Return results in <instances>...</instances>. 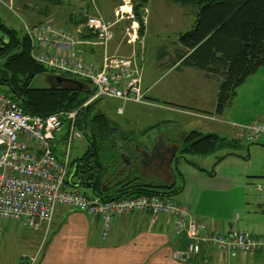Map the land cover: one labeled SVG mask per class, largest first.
Instances as JSON below:
<instances>
[{
    "label": "rangeland",
    "instance_id": "rangeland-1",
    "mask_svg": "<svg viewBox=\"0 0 264 264\" xmlns=\"http://www.w3.org/2000/svg\"><path fill=\"white\" fill-rule=\"evenodd\" d=\"M37 1L0 0V23L6 28L13 30L17 37L22 38L25 35V25H32L36 21L49 20L72 33L76 32L77 28H79L78 30L82 28L81 32L93 41V36L90 33L87 34L84 22L86 15L93 13L95 7L105 20L114 22V37L108 45V53L116 56H134V58L138 57L139 60L144 57L142 64L143 87H146L153 78L163 75L158 80L156 88L164 92L166 88H168V91H172L173 94H170L171 96L169 97L177 103L176 106L185 105L184 107H188L187 109H200V112L207 115L210 113L208 111H211L213 103H215L219 88L215 82L216 80L209 83H207L206 79L202 81L203 70L199 69H191L193 73L185 75L177 74L176 70L175 72L164 74V65L169 62V56H172L174 51L178 49L179 34L193 27L196 17L193 15L191 6L182 5L174 0H148L147 4L141 9L140 20L142 21V26L140 29V25L135 20L132 11V0H128L126 4L123 0H63L60 6H46L50 16L46 15L43 19H41L40 14H36V11L41 10L43 5L40 6L41 9L33 7L38 6L36 5ZM33 12L35 14H32ZM115 12H118V16L123 13L119 20L120 22L116 24ZM127 13L131 14L132 17H127ZM77 17L85 18L84 22L75 24L76 28H71L72 21L75 22L78 19ZM133 22L138 24L137 36L139 38L134 42L128 43L129 36H127L125 30ZM2 63L3 58H0V66ZM175 77L186 85V91H182L181 87L177 85L179 81ZM186 80L189 87L186 84ZM51 81L47 77L38 75L31 79L30 85L43 87L51 83ZM243 82L246 83L240 88L239 95L232 97L224 109L223 115L215 114L214 118L224 122L232 120L242 121V123L246 124L255 121L264 122V120H259L260 114H256L260 106L256 102L264 106V65L259 67L256 72L248 75ZM201 87L205 89H201ZM152 97L150 94H146V103L158 105L159 102L153 100ZM160 104L163 105V102L161 101ZM93 107L101 109L123 131L134 133L137 142H141L139 143L140 146L151 145L150 149L159 142L164 144L163 137H167L168 134L181 135L182 132L190 127L186 123L190 120H195L185 114L165 113L164 111L161 113L162 119H167L170 122H158V125L151 128L146 134L140 135L139 133L142 130L154 122L153 119L155 117H150L148 113L153 111V108L148 106V104L143 105L130 101L124 102L116 98L101 97L95 102ZM117 107H121L122 110L119 114L116 113ZM219 122L216 121L215 124H219ZM223 128L225 129V127ZM67 129V124L64 123L60 131L56 133L55 143L57 146L54 151L57 155H63ZM218 134L223 137L224 142L227 144L218 147L213 153L205 157L188 154L184 158L204 167L206 174L216 173V179L212 181L213 184L218 189L219 187L226 188L225 191L216 192L211 201L214 202L212 204L214 205V211L211 212L214 218L224 221L225 224L238 219L239 224L241 221L253 222V219L249 218V215L252 214L248 215L247 211L254 210L258 204L264 207V190H257L258 186H264V135L256 141H246L243 137L233 139L231 133ZM176 139H178V136H176ZM88 148L89 144L83 134L81 138L73 139L68 151L69 160L72 161L82 157ZM178 156H180L179 151L177 152ZM184 158L180 159L183 161L179 162V164L177 163L176 168L173 169L177 181L176 187H183L185 180L188 182L192 180L193 184L197 183L196 179H191L192 173H190L197 170L196 166L187 163ZM68 169L70 171V165ZM161 175H158L156 180L153 178L156 183L163 178ZM144 180L150 181V178L146 177ZM67 181L69 190H77L72 185L76 181V176L72 174V170L71 173H67ZM112 181L110 180L109 182L113 184ZM79 191L84 192L87 196L91 194L90 190L86 188L79 189ZM171 197L175 200L179 199L177 194L171 195ZM200 202L208 201H203V197H201ZM52 221L54 220L52 219ZM262 221H264V216ZM237 222L234 223L232 228H240L242 230L241 227H238L239 224L236 226ZM6 223L8 224L4 230L0 245V264H21L24 255L33 254L39 247L42 250L48 244L53 232L52 223L47 230L42 229L38 232L26 227H20L17 222L9 221Z\"/></svg>",
    "mask_w": 264,
    "mask_h": 264
},
{
    "label": "built area",
    "instance_id": "built-area-1",
    "mask_svg": "<svg viewBox=\"0 0 264 264\" xmlns=\"http://www.w3.org/2000/svg\"><path fill=\"white\" fill-rule=\"evenodd\" d=\"M123 1L125 4L128 2ZM93 10V13L86 15L84 27L94 40L83 41L101 46L103 57L100 64L86 62L75 47L79 41L74 33L49 20L24 26L30 44V57L55 76L75 78L91 85L94 93L84 105L101 97L145 103L136 59L134 56L108 53V45L114 37V22L105 20L95 7ZM122 14L118 16V12H115L116 22ZM127 14V17H132ZM137 29V22H133L125 30L129 36L128 43L139 38ZM76 114L77 109L48 115L26 113L0 89V245L5 222H17L20 227L36 232L47 230L56 207L61 205L98 219L99 238L102 241L108 237L117 217L135 213L171 217V237L184 234L186 238L184 248L173 252V257L181 262L196 256L201 243L232 258L238 254L256 252L264 255V234L236 228L203 234L206 225L192 218L187 204L172 197L141 194L104 200L89 197L78 190H69L65 184L70 161L68 151L72 140L82 137V132L76 126ZM64 123L68 129L64 152L59 158L54 151L55 139ZM242 128L246 141H256L264 135L262 121L245 124ZM257 190L263 191L264 186H258ZM40 251L41 247L27 259L26 264H35Z\"/></svg>",
    "mask_w": 264,
    "mask_h": 264
},
{
    "label": "trees",
    "instance_id": "trees-1",
    "mask_svg": "<svg viewBox=\"0 0 264 264\" xmlns=\"http://www.w3.org/2000/svg\"><path fill=\"white\" fill-rule=\"evenodd\" d=\"M174 1L191 6L196 19L190 30L179 34L178 49L169 56V62L179 60L181 65L203 70L218 80L215 111L221 114L235 95L236 88L264 65V0ZM147 2L132 0V11L140 29L141 9ZM62 3L63 0H38L36 5L38 9L43 5L39 11L48 15L46 6L56 7ZM84 19L78 18L73 23L80 24ZM29 51L30 44L25 35L19 38L0 23V58H3L0 89L26 113L48 115L77 109L76 126L89 144L82 157L69 161L71 169L68 172L72 170L76 176L72 185L78 191L89 189V197L104 200L141 194L171 197L180 192L179 187L146 182L136 174L122 177L120 153L137 145L134 133L123 131L101 109L93 107L99 98L84 105L94 93L91 85L70 77L56 80L57 76L36 63ZM38 75L52 80L51 83L43 87L31 86V79ZM148 130L139 134H146ZM225 144L223 137L215 133L202 134L192 130L180 141L179 154L207 155ZM186 161L194 165L190 160Z\"/></svg>",
    "mask_w": 264,
    "mask_h": 264
},
{
    "label": "crops",
    "instance_id": "crops-1",
    "mask_svg": "<svg viewBox=\"0 0 264 264\" xmlns=\"http://www.w3.org/2000/svg\"><path fill=\"white\" fill-rule=\"evenodd\" d=\"M33 7L38 9V6ZM32 14L35 13L33 12ZM36 14H40L41 19L46 16L39 10L36 11ZM38 22L39 21H36V23H33L32 25H35ZM118 22L120 21L117 20L115 24ZM71 28H76L73 21ZM78 29L79 28L76 29L77 33L74 32V35L75 39L79 41L75 45L79 54L88 63L94 65L100 64L103 57V50L101 46L84 42L83 40H88L90 37H87L86 34L81 32L82 28L80 30ZM135 59L136 65L141 73V89L144 92V95L146 96V94H150L153 96V100L159 102L158 105H151L148 102L146 103V101L145 103H139L143 105L148 104V106L152 107L153 111L148 113L150 117H155L153 119L154 122L144 130H150L158 125V122H170L167 119H162L161 113L164 111L165 113L174 112L185 114L195 119L186 123L190 127L186 131L182 132L181 135L168 134L167 137H163L164 146L177 147L178 152L180 148V141H182L186 133L192 130L198 131L202 134L215 133L218 136H220L218 133H231L233 139L243 137V129L241 127L246 123L236 120L224 122L214 118V115L217 114L215 111V103H213L211 111H208L210 112L208 115L200 112V109H187L188 107L185 108V105L176 106L177 103L169 97L171 96L170 94H173L172 91H168V88H166L164 92L156 88L158 80L163 75L153 78L146 87H143L142 64L144 57L140 58V60L138 57ZM164 67V74L172 73L176 70V73L180 75L193 73V70L191 69H197L190 66H183L180 64L179 60H171V62L166 63ZM202 72V81H204V79L207 80V83L215 81V79H213V77L211 78L209 74H205V71ZM175 79L178 80L177 77H175ZM215 82L217 83V86H219V81L216 80ZM244 83L246 82H243V84L241 83L242 85L240 84L236 88L235 97L239 95V90L243 87ZM186 84L189 87L187 80ZM177 85L181 87L182 91L187 90V87L183 84V82L179 81ZM201 89L205 88L201 87ZM161 101L163 102V105L160 104ZM256 103L257 105H260L256 114H260L259 120H264V106L258 102ZM118 109H120V111H118ZM121 112V107H117L116 113L119 114ZM223 113L224 112L218 115H223ZM216 121H220L219 124H215ZM223 127H225V129ZM176 136H178V139H176ZM139 143L137 142V145H135L134 148L130 147L129 151L120 153V157L123 160L122 168H120V170L123 171L122 177L136 174V176L142 177L143 180L144 178L146 179V177L150 178V181L146 182L154 184L164 183L170 186L174 185V187H176L177 181L174 170L172 171V175H169L166 172V169L164 172H157V168L154 166V160L156 157L153 158L149 164L146 165V167H140L138 157L141 156V152L146 150L148 155L151 156L154 155L155 151L150 149L151 145L143 144L145 146L143 147L142 145L140 146ZM56 146L57 144L55 143V149ZM56 156L61 158L62 154H56ZM201 156L205 157L206 155ZM174 157L176 158L177 155ZM178 157L177 163L179 164V162H182L183 160H180L182 159L180 156ZM186 160L187 159L184 158V161ZM193 164L196 165L197 170H195L196 172H190L192 173L191 179H196L197 183L193 184L192 180L190 182L185 180L183 187L177 186L180 188V192L177 193L179 198L177 201L187 204L192 218L196 221H201L206 225V229L203 231V234H206L209 231L225 232L234 227V223L238 221L236 224L237 226L239 224V219L225 224L224 221H220L211 215V212L214 211V205H212L214 202H211L214 198V194L216 192L225 191L226 188L219 187L218 189L216 185L213 184L212 181H215L216 173L206 174L204 167L195 163ZM158 175H161L163 178L156 183L154 179L156 180ZM117 176L119 177V175ZM201 197H203V201L208 202H200ZM247 213L248 215L252 214L249 215V218L253 219V222L241 221L242 223L240 222L238 227H241L242 230L247 229L246 231L249 230V232L253 234H264V221H262V217L264 216V207L258 204L254 210H249ZM53 220L54 221L51 222L53 224L52 236L48 244L40 251L35 264H264V255L260 252H256L254 254H238L236 257L232 258L225 252L212 248L205 243H201L200 252L196 256L186 262L178 261L173 257V252L184 248L186 238L184 234H181L176 238L171 237L173 218L168 216H153L148 213H135L128 216L117 217L114 219L111 231L104 241L99 238V220L90 217L86 213L70 210L60 205L55 209ZM7 224L8 223L6 222L3 224L4 230L6 229ZM42 226L45 228L44 224H42ZM35 252L33 254L30 253L28 255H24V259H22L23 261L21 264H26L27 259L30 256H33Z\"/></svg>",
    "mask_w": 264,
    "mask_h": 264
},
{
    "label": "water",
    "instance_id": "water-1",
    "mask_svg": "<svg viewBox=\"0 0 264 264\" xmlns=\"http://www.w3.org/2000/svg\"><path fill=\"white\" fill-rule=\"evenodd\" d=\"M59 78H61L60 76H57L56 77V80H59ZM164 146V144L161 142V144H160V142L155 146V147H153L151 150L152 151H155V155H151V156H149L148 155V153H147V151L146 150H143L142 152H141V156H142V158L139 160V162H140V164H141V166H143V167H146V165H148L145 161L146 160H149V162L153 159V158H155V157H158V158H161V160H165V158H167L165 155H163V154H157L158 153V151H159V148L160 147H163ZM177 152V147H174V150L172 151V153H171V155H170V157H168L167 159H166V172L169 174V175H172V171H173V169L174 168H176V164H177V162H178V158L179 157H174L175 156V153ZM162 155V156H161ZM180 157L181 158H184V156H181L180 155ZM175 160V161H174ZM163 162V161H162ZM129 163H130V161H129ZM173 163V164H172ZM163 167V165L161 164V165H157V169H160V168H162Z\"/></svg>",
    "mask_w": 264,
    "mask_h": 264
},
{
    "label": "flooded vegetation",
    "instance_id": "flooded-vegetation-1",
    "mask_svg": "<svg viewBox=\"0 0 264 264\" xmlns=\"http://www.w3.org/2000/svg\"><path fill=\"white\" fill-rule=\"evenodd\" d=\"M173 150H174V146H169V147L163 146V147H160L159 148V151H158L157 154H159V155L160 154H163V155H165L168 158V157H170V155H171V153H172ZM154 155H155V153H154ZM175 155H177V152L175 153ZM123 158H125V157H123ZM141 158H142V156H139L138 157V160H140ZM167 158H165V160H161V158H158V157L155 158V160H154L155 161V163H154L155 168L157 167V165H161V164L163 165L162 168L156 170L157 172L158 171H161V172L163 171L164 172V170L166 169L165 168L166 167V164L165 163H166V159ZM145 162L148 164L149 163V160H146ZM140 167L143 168V166H141V164H140Z\"/></svg>",
    "mask_w": 264,
    "mask_h": 264
}]
</instances>
